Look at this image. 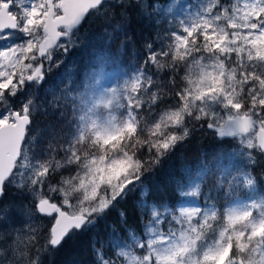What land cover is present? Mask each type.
I'll use <instances>...</instances> for the list:
<instances>
[{
    "label": "snow or ice",
    "instance_id": "snow-or-ice-1",
    "mask_svg": "<svg viewBox=\"0 0 264 264\" xmlns=\"http://www.w3.org/2000/svg\"><path fill=\"white\" fill-rule=\"evenodd\" d=\"M181 8L161 38L157 0H0V264H58L70 245L88 258L68 264H264V195L237 196L264 185L253 174L264 166L256 159L264 157V0ZM89 16L105 21L108 46L143 51L111 86L93 78L77 87L69 65L52 78L64 63L54 51H75ZM133 18L146 38L131 29ZM164 77L174 103L157 113L168 99L157 94ZM41 92L53 114L76 113L63 162L51 144L29 157ZM192 122L216 139L217 195L195 202L204 179L192 183V169L172 160ZM10 189L20 204L8 202ZM221 194L228 204L218 214L209 201ZM40 218L49 221L43 243L31 222Z\"/></svg>",
    "mask_w": 264,
    "mask_h": 264
},
{
    "label": "trees",
    "instance_id": "trees-1",
    "mask_svg": "<svg viewBox=\"0 0 264 264\" xmlns=\"http://www.w3.org/2000/svg\"><path fill=\"white\" fill-rule=\"evenodd\" d=\"M167 1L168 0H157V3L159 4L163 3L164 5ZM159 19L161 21V24L158 28L154 29L155 31L158 32L162 31L163 26L165 24L160 14H159ZM130 27L136 32L137 36L140 38H146L149 34L148 30H146L143 27V25L140 22H138L135 18H133ZM105 28L106 25L103 19L97 16L87 17L84 24L79 28L80 31L86 32L85 38H83L82 40L81 39L78 40V44L76 45V50L70 52L67 56H65L66 60H64V63H62L58 69L52 68L51 70L52 78H55L56 75L65 68L66 65H69L70 67L68 68V71L77 74L71 79L76 81L77 82L76 86L79 87V81L83 80L81 70H84L88 66H92V67L98 66V63H101L102 62L101 59H102L104 61L102 62L103 66L105 68L107 67L109 70H117L118 81H122L126 77V74L129 71H131L133 66L142 63L143 51L139 48V46L126 51L127 54L129 55L128 63H123V61H120L115 54L116 51L115 48L119 44L114 43L111 46H108L106 44V41L108 39V33H106ZM109 47H110V51H107L106 49H108ZM136 56L138 60L137 59L134 60V57ZM159 83H160V88L157 90V94L161 96L162 100H165L164 94L167 93L168 99L164 103H160L158 101V103H160V106L159 108L155 109V112L157 113L166 108H171L174 103V100L171 99L170 86L167 84V78L164 77L163 79H160ZM177 83H182V81L178 79ZM67 86L68 85L66 84L63 87H67ZM58 93H60L61 97H63V91H60ZM76 93L77 92H73L72 95H76ZM38 95L41 97V104H42L43 100L45 99V94L41 92L38 93ZM40 110H46V112L43 114L39 113L38 116H34L33 125L37 124L39 119H41L43 120L45 126H47L48 129L49 128L57 129L52 124L53 122L52 117L58 116L59 113L53 114V109L49 108L46 104H44L43 107H40ZM142 115L146 122L151 123L153 119V113H150L149 111H144ZM41 127H42V121H41ZM193 127L195 126L189 125L190 129H192ZM61 132H62L61 130H58V132L55 134L53 130L51 133H49L48 130L42 131L41 133L42 135L38 139L39 142L38 146H36V150L39 152V154H42L43 150L46 149L49 144H51L54 149L56 145H58V142L61 144L58 146L65 147L69 132L67 130L65 131L66 133L65 139H63V136H60ZM31 134L32 131L30 135ZM215 145H216L215 134L211 131H207L206 129H201L198 126V128H195V131L192 133L190 140L187 141L183 145V147H181L178 150L177 154L172 158L173 164L176 168H180V167H183L185 169L191 168L192 183L193 182L197 183L201 180L203 176L210 175V186H213L212 177H213V173L216 171ZM256 159L259 161L261 165H264V157L257 156ZM59 161L63 162V157L60 158ZM70 167L71 166H69V168ZM64 174L69 175L67 171L64 172ZM253 174L257 175L258 177L264 175V166L256 167ZM214 189L215 190H213L210 193H208V191L205 190L200 201H203L204 196L207 194H211L213 197H215L217 195V189L215 187ZM261 189L264 194V185L258 187V190ZM237 196L238 198L245 200L250 197L248 191L243 189L237 193ZM209 203L215 204L217 212L219 214L220 212L224 211V207L228 204V201L223 199L221 194L220 199L214 198L211 201H209ZM46 220H47L46 221L47 224L46 228H47L49 225V221L48 219ZM130 221H131V226L135 228L137 231H139L138 221L134 211L130 214ZM74 250L79 251V246L70 245L65 252H63L59 257H57L58 264H61L62 262L65 261L68 263L74 259L83 260L88 258L87 254L82 256H77Z\"/></svg>",
    "mask_w": 264,
    "mask_h": 264
},
{
    "label": "rangeland",
    "instance_id": "rangeland-1",
    "mask_svg": "<svg viewBox=\"0 0 264 264\" xmlns=\"http://www.w3.org/2000/svg\"><path fill=\"white\" fill-rule=\"evenodd\" d=\"M221 2L224 3V4H230L232 2V0H221ZM185 3L191 4L193 6V10H195V6H196V3H197V0H168L164 5H163V3H160V6H161L160 15H161L163 21L165 22L162 31L159 32L161 38H165L166 35H167L165 33V28L168 27V19H169V17L175 16L177 13L181 12L182 11L181 5H183ZM167 6H171V11H169ZM171 22L174 23V24L176 23V21L174 19ZM85 36H86V32L85 31L78 30V31H76L74 40L75 39H78V40L81 39L82 40L83 38H85ZM5 43H7V42L6 41H0V46H2ZM115 50H116L115 54H116L117 58L120 61H123V63H128L129 55L127 54V52L124 51V50H120L119 49V45L115 48ZM53 55H54V59L55 60H63V61L66 60V57H65V55L62 52L54 51ZM136 59L138 60L137 56L134 57V60H136ZM101 61L104 62L102 59H101ZM102 62L98 63V66H96V67L88 66L84 70H81L82 76H83V80L82 81H83L85 87H87V85L89 84V82L93 78L99 79L100 83L102 85H105V86H111L112 84L118 82V78H117L118 72H117V70H109L107 67L105 68L103 66ZM47 67H48V65L45 64V68H47ZM73 96H76L77 97V101H78L77 105H75V107H80V104H79V93H76V95H73ZM57 98L62 99L63 97H61L60 93H57ZM70 103H71V101L64 100V104L65 105L70 104ZM43 106H44L43 103L41 105H38V110L36 112H34V114H33V120H34V116H38L39 113L43 114V113L46 112V110H40V107H43ZM75 115H76V113H73L71 108L64 107L62 113H59L58 116H53L52 117V119H53L52 124L57 129H52V128L48 129L47 126H45L43 120L39 119L37 124L32 126V134H31V136L33 138V142H32V145H30L29 157L30 158L32 157L33 151L36 152L37 154H39V152L36 150V146H37L38 139L42 135L41 134L42 131L48 130V132L51 133L52 130H53V132L56 134L58 132V130H61L62 132H61L60 136H63V139H65V136H66L65 131L66 130L68 132L70 131L71 122L75 118ZM60 117H62V118H60ZM65 117H66V120H65ZM42 118H43V115H42ZM41 121H42V127H41ZM189 125H194L195 128H198V125H195L194 122L190 123ZM206 130L207 131H211V130H208V129H206ZM58 145H61V144L58 142ZM58 145H56V147H55L56 152L54 153V156H55L56 160H60V158L63 157L62 156L63 147H60ZM68 173L69 174H74V173H70V172H68ZM202 178L204 179V185L207 184V188H205V186L201 184V188L203 187V191H202L201 197L194 198V200L192 202H195V199H199L200 200L202 198V195L205 192V190H207L208 193H210L213 190H215L213 186H210V175L209 176H203ZM248 193H249L250 197H255V196H258V195H264L263 192H262V189L261 190L257 189L255 192H249L248 191ZM16 195H18V196H16ZM7 200H8V202H13V203H16V204H20L22 202V197L20 196V194L15 189H10L8 197H7ZM23 203L27 204L28 201H23ZM22 219H25V218H22ZM46 221L47 220L44 219V218L32 219V221H31L32 224L37 228V230L40 233L41 243H43L44 229L47 226ZM214 226H216V225H214ZM2 243L3 242L0 241V244H2ZM61 264H68V263L65 261V262H62Z\"/></svg>",
    "mask_w": 264,
    "mask_h": 264
},
{
    "label": "water",
    "instance_id": "water-1",
    "mask_svg": "<svg viewBox=\"0 0 264 264\" xmlns=\"http://www.w3.org/2000/svg\"><path fill=\"white\" fill-rule=\"evenodd\" d=\"M87 18V17H86Z\"/></svg>",
    "mask_w": 264,
    "mask_h": 264
}]
</instances>
